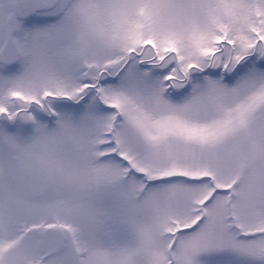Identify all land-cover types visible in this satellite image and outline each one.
<instances>
[{"label":"snow or ice","instance_id":"obj_1","mask_svg":"<svg viewBox=\"0 0 264 264\" xmlns=\"http://www.w3.org/2000/svg\"><path fill=\"white\" fill-rule=\"evenodd\" d=\"M0 264H264V0H0Z\"/></svg>","mask_w":264,"mask_h":264}]
</instances>
